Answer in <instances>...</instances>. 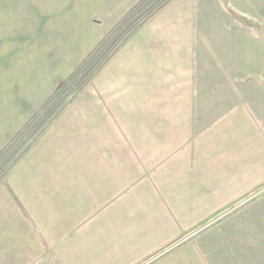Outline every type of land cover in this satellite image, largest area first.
<instances>
[{
  "label": "crops",
  "instance_id": "crops-1",
  "mask_svg": "<svg viewBox=\"0 0 264 264\" xmlns=\"http://www.w3.org/2000/svg\"><path fill=\"white\" fill-rule=\"evenodd\" d=\"M149 1L50 12L66 11L56 31L96 32L47 43L87 38L67 69L23 75L29 111L0 145L23 141L0 174V264H264L260 25L223 0L130 21Z\"/></svg>",
  "mask_w": 264,
  "mask_h": 264
},
{
  "label": "rangeland",
  "instance_id": "rangeland-1",
  "mask_svg": "<svg viewBox=\"0 0 264 264\" xmlns=\"http://www.w3.org/2000/svg\"><path fill=\"white\" fill-rule=\"evenodd\" d=\"M71 1L0 0V145L5 136L13 130L14 124L10 121L15 120V122H18L22 118L21 113L26 114L29 111L25 109L26 99L19 88L24 87L25 89L26 86V84L24 86L21 83L24 79L23 75H26L25 80H28L30 75L28 71L42 70V72L55 73L58 70L67 69L71 64V59L86 46L85 41L87 38L79 43L74 40L68 51L56 55L54 51L56 46L48 45L50 40L54 43L57 37L69 39L77 36H87L88 34L93 36L96 32V29L74 30L73 33L56 31V25L60 20H64L66 11L62 14H52L50 12L58 6H66ZM155 1L150 0L147 2V7L144 6L142 13H137L138 18L134 19V17L130 21L136 22L141 17L146 16L150 12L149 10L156 9L161 1L158 0L154 3ZM223 3L226 8H231L233 17L248 19L251 25L259 23L260 28H254L252 31L264 36V0H223ZM69 12H71L70 8H68L67 13ZM234 14H237V16ZM72 19L74 20L72 22L78 25V18H70V20ZM59 26L69 27L70 24L66 22ZM75 28L78 27L75 26ZM127 33L128 31L125 28L120 29L117 33L118 40H116V44ZM52 51L54 54L53 60L40 63V58L50 59L49 56ZM81 79H83V76L79 81ZM29 80L33 81V77ZM34 130L33 126V130H30L27 134H33ZM22 142V140L20 142L15 141L9 148H5L3 151L0 150V174L17 154Z\"/></svg>",
  "mask_w": 264,
  "mask_h": 264
},
{
  "label": "trees",
  "instance_id": "trees-1",
  "mask_svg": "<svg viewBox=\"0 0 264 264\" xmlns=\"http://www.w3.org/2000/svg\"><path fill=\"white\" fill-rule=\"evenodd\" d=\"M94 50H96V48H95ZM94 50H93V51H94ZM81 67H82V63L77 67V70L80 69ZM73 75H74V74H73ZM73 75L69 76L68 79L72 78ZM84 78H85V80L88 79V75H85V76L83 77V79H84ZM68 79H67V80H68ZM67 80H64V81H62V82L59 83V85H58L57 88L55 89V93H56V92L58 93L59 91L62 90V88L65 86Z\"/></svg>",
  "mask_w": 264,
  "mask_h": 264
}]
</instances>
